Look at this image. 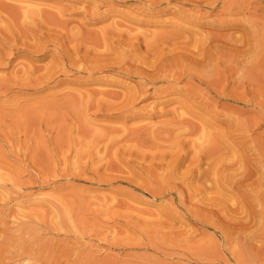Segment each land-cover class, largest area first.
<instances>
[{"label": "rangeland", "instance_id": "1", "mask_svg": "<svg viewBox=\"0 0 264 264\" xmlns=\"http://www.w3.org/2000/svg\"><path fill=\"white\" fill-rule=\"evenodd\" d=\"M153 1L157 0H0L13 6H46L39 7L42 11H55L48 6L64 8L59 25L50 26V31L28 20L11 19V42L15 40L11 60L0 65V85L11 83L9 98L0 90V264H248L245 253L264 252V237H257L251 225L243 229V234L251 229L244 238L239 231L240 211L247 204L243 190L225 187L224 193L206 183L207 202L202 195L191 197L193 188L215 180L214 169H229L243 156L251 161L254 151L243 137H264V120L250 130L231 125L237 110L210 97L201 99L216 105L215 111L196 107V114L187 113L181 120L175 114L180 102L189 106L191 100L183 95L159 96L157 90L166 89V83L149 84L148 97L135 102L132 111L116 110L124 97L146 83L137 72L153 73L167 58L183 51L199 56L197 40L219 39L239 51L246 43L259 42L253 29L257 26L258 32H264L258 27V22L264 23V13L252 4L248 13L247 8L240 16H226L219 5L201 11L205 16L201 21L211 26L198 27L185 24L197 10L193 4L172 1L167 12L157 14ZM220 19L239 20V24L221 28ZM55 32L64 37L61 49L49 45L39 58L33 57L29 49L46 47L44 36ZM166 37L170 43H165ZM3 45L0 38V53L10 54ZM63 55H71L78 70H67V75L57 72L55 79L68 78L74 84L16 91L51 70H62ZM239 60L221 56L217 71L222 75ZM246 60L248 67L232 75L229 91L258 76L259 61ZM98 64L105 66L95 72L94 83L81 71ZM187 67L177 66L173 80L180 79L181 89L205 93L204 83L214 77V70L192 76ZM248 71L253 76H246ZM257 114L264 118V113L250 111L240 120L257 119ZM182 122L195 130L187 132ZM212 133L221 138L205 137ZM177 144L183 160L173 170L167 164ZM211 151L218 157L200 181L180 180L199 152ZM257 163L252 169L254 179L264 175V155ZM201 165L204 171L206 161ZM238 167L229 169L221 181L251 170L247 165V171ZM209 197L216 205L210 206ZM250 249L254 250L250 253ZM259 258V264H264V254Z\"/></svg>", "mask_w": 264, "mask_h": 264}, {"label": "bare ground", "instance_id": "2", "mask_svg": "<svg viewBox=\"0 0 264 264\" xmlns=\"http://www.w3.org/2000/svg\"><path fill=\"white\" fill-rule=\"evenodd\" d=\"M172 1L186 2V3L189 2V3L193 4L197 8V10H195V12L193 11L194 14L192 12L190 13L191 16H189L187 19H185V24L187 23L189 25L198 26V27H203L205 25L211 26V25L201 21L202 20L201 18L203 17L201 11L204 10L203 12H205L208 9H212L216 6L218 8L219 5H221V7H222L221 13L225 14L226 16H236V15L240 16V15L244 14V12L247 8L248 9L246 10V12L248 13L249 8H251L249 6H251L252 4H255V7H253V9L255 11H261L262 13H264V9H262V7H259V6L264 5V0H251V1L250 0H157L156 2L153 1L154 3L152 4V6L155 10H158L157 14H164L165 12H167L166 9H168V7L172 4ZM40 6L32 5V4H26L25 6L19 4L18 6L17 5L13 6L11 3L10 4H4V2L0 3V22L1 23H3V22L7 23V26H5V27L0 25L1 28L3 27V29L0 28L1 29L0 33H2L1 34L2 37H0V38L2 41V45L6 44L7 47L9 48L8 50H10V54L2 53V52L0 53V65L3 62L9 63L11 60V48L14 47V43H15V40H13L11 42V21L12 20H14V19H22L24 21L28 20L30 25H31V23L33 24V26H36L39 24V26L43 30L49 29V31L51 29H53V28H50V26H52V25L58 26L59 25L58 18L60 17L59 15H62L64 13V8L62 9V8L56 7V9L55 8L50 9L48 6V10H55L56 12L55 11H42V9L39 8ZM41 7L43 8V5ZM52 7L53 6H51V8ZM45 8H46V6L43 9H45ZM206 8H207V10H205ZM96 11H97V9L94 10V13ZM207 13H210V12H207ZM223 14H221V15H223ZM250 19L253 20V21H251L252 23L254 21L256 23V19L255 20H254V18H250ZM37 21H40V22H37ZM238 21L239 20L230 21V20L220 19L218 22L220 24L219 26L221 28H224V27H230V26L235 27L236 25L239 24ZM214 23H216V22H214ZM258 24L260 25L258 27L264 28V23L258 22ZM253 27H254V25L252 24V26H250V29ZM255 28H257V26L254 27L253 31L256 35L259 36L260 41L259 42L255 41L252 44H250V43L244 44L243 47H245V48L243 50L239 51V50L235 49L231 44L220 41L219 39H215V41H211L210 40L211 38L205 37L206 36L205 35L202 37L203 38L205 37L206 40L201 39V40H197L195 42L196 47L199 48V51H200L199 56L197 54L188 53L187 51H183L180 55L175 56L172 59L167 58L168 60L164 61L161 65H159L156 70H153V73H147V72L142 73V72H137V70L134 71V72H137L136 74H138L141 78H143L146 83H144L142 86H139V88L137 90L131 92L129 97H124L122 103L118 105L116 110L120 111L121 113L122 112L128 113L130 110L132 111V109L134 108L135 102L140 101V99L144 100L148 97L146 95L148 94L149 84L166 83L168 85L166 89L157 90V94L159 96H170V95L173 96L175 94V95H183L185 98H188L191 100V104L189 106H187L183 102H180V110L177 112L175 111L176 112L175 114L177 115V117L179 116V119H181V120H183V116H185V114H187V113L193 115L195 113L194 110L196 109V107H200L198 109H209L211 112L215 111L216 105L210 106V104H208L206 102L203 103L204 100L201 99L203 97H210V98L214 99L215 101H221L222 100V101L226 102V104L228 106L233 107L237 110V116L235 117V119L233 118V120H232L233 123H231V125H234V123H236L237 126H241L243 128L245 127L246 130H250L251 128H253L256 125V122H257V125H259L262 122V120H264V118H262V114L259 115V117L257 114V117H258L257 119L255 117L254 119H251V120H247L244 118H241L242 120H240V117H244V115L250 114V111H256L257 113H264V82H261L262 80H264V53L259 52V51H264V32H258ZM104 31H105L104 34L108 33L107 29H104ZM3 33H5V34H3ZM44 39L46 42V47L35 45L29 49L30 51H32L31 52L32 55H36L33 57L39 58L40 55H38V54H40V53L43 54L45 52V50H47L49 45H53L56 49L60 50L62 45H63L62 42L64 41V37L61 35L60 32H55V33L49 34L47 36H44ZM165 41H166L165 42L166 44L170 43V38L166 37ZM221 43H223L224 45L220 46ZM207 45H208L209 50L205 49V47ZM28 47H29L28 45L23 46V48H27V49H28ZM201 49H203L204 52H202ZM217 54H220V55L218 56ZM221 56L232 57V58L240 59V60L236 61L232 68L227 67V69L225 71H223V74L221 75V72L217 71L218 64H219L218 62H220ZM246 58H253L254 61H259L260 65H258L257 68L255 66L258 76L251 77V76H253L254 73L252 71H248L246 76L251 77V78L246 79L245 82L241 81V83H237V86L235 87V89L229 91L227 89L228 85L230 83H234L231 80L232 75L233 74L237 75L238 72L242 71V69H244L245 67H248L249 61H247ZM72 61H73V58L71 55H66V56L63 55L61 57V63L63 64L62 70H57V71L51 70L46 77H43L41 79L37 78L32 83H30L31 84L30 87L18 86V87H16V89H17L16 91L19 93H24L25 91L28 92L31 89H36V88L37 89L38 88L43 89V90L50 89V88L54 87L53 86L54 83H57V85L60 83H64V82H67V84L68 83L74 84L75 81L74 82L68 81L69 80L68 78H67V80L64 79V81H63V79L60 81H56V79H55V76L57 74L59 75V73H57V72H62V73L65 72L64 74L67 75V72H66L67 70H71V71H73V73L75 72L74 70H78V69L74 68L76 66V64H72ZM106 64L108 65V63H106ZM180 64L187 65L188 66L187 69L189 70V71H187V73H190L192 76H195L197 73H200V72H208L211 69L214 70V72H215L214 77L209 78L207 80V83H204L205 93H196L195 91H193L189 87H187L185 89L184 88L181 89L178 87V83H179L180 79L177 78L176 80H173V78L175 75L174 71H175L176 67L179 66ZM103 66H105V65L104 64L93 65V66H91V68L90 67L86 68L81 72H86L88 75H90V77H89V79H91L90 81L95 83V80H93L95 72ZM114 67H115V65H114ZM71 71H68L69 75L72 74ZM69 72H71V74ZM60 75H62V74H60ZM77 77H80V76L77 75ZM73 79H71V80H73ZM8 83H4V84L0 85L1 86L0 90L1 89L5 90L4 91L5 97H8L9 94L11 93V83H9V84ZM89 94L91 96L92 93L90 92ZM98 94L103 95L105 97L106 96H108V97L116 96L114 94L105 95V93H103V92H100ZM97 107H98V105H97ZM197 116H199V115L197 114ZM203 122L210 126V124H209L210 122H208L206 120H203ZM182 124L187 128L186 129L187 132L188 131L191 132V129L195 130V127L193 125H190L189 123L182 122ZM208 135L209 134H205V137L209 140L212 138L214 140L215 139L218 140L221 138L220 134L212 133L209 135L210 137ZM243 138L244 139L248 138L247 142H249V145H250L249 149H251V151H254V153L252 155L253 158L251 159V161L245 160L246 156L235 159V162L233 164L229 163L230 164L229 169H230V171H233L234 165L238 164L239 165L238 169L242 166H244V168H245V165H247L248 167L249 166L251 167V170L249 172L241 173L237 179H234V177H233V179L230 178L232 180L221 181L222 178L226 177L225 173H227L229 171V169H225L224 171H220V172H216L217 169H214V173L217 175L215 180H210V182H209L205 179L206 180V181L204 180L205 182H202L201 185L192 189L191 197H192V195H194L195 196L194 198H196V196H197L196 199H198V196L202 195L201 197L205 196V200L207 202L206 183L211 184L210 185L211 188L213 187V188L217 189L219 192L223 191L224 193L228 192V190H227L228 188H225V187H230L229 188L230 191L233 190L234 188L243 190L244 196H245L244 199L247 202V204H245L243 206V204L240 202L241 205L243 206V209L240 211V214L243 216L239 218L240 219L239 224L243 225V227L240 226L242 229H240L239 231L242 230V235L244 238V235L250 233L251 229H249V233L243 234V231H244L243 229H245V231H246L247 224H249V225H251V227H253L252 232L254 233L255 231H258L257 237L262 238V237H264V175H262V177H260L259 179H254L253 178L254 174L252 172V169L256 164L258 165L257 162H258L260 156L264 155V137H262V135H261V136H259V138L255 137L252 140L250 139L251 136H250V138H249V136H246V137L244 136ZM240 144L245 146L246 142L242 141ZM175 148H176V153L171 156L170 161L167 164L168 168L173 169V170H175L177 167H179L181 164V160H183L182 154L180 153L179 144H177L175 146ZM212 151H213V149H212ZM212 151L209 154L205 153V152H199L198 156H197L198 158L194 161H193V159L191 160V162L188 164V166L186 168V171L184 172V174H182V177L180 178V180L184 181V183H186L188 181H192V180L200 181L203 178V176L208 172V170L210 168V167H208L209 164L211 162H213L218 157L217 152H216L217 150L215 152H212ZM205 154H206V156L199 157V156L205 155ZM205 161H206L207 167L204 168L205 169L204 171H202L201 170V166H202L201 164L204 165ZM240 169H242V168H240ZM236 170L237 169H235V171ZM243 170L247 171L246 168ZM219 177H220V179H218ZM176 187H178V185H175V188ZM240 193L242 194V192H240ZM248 193H250L251 195H249ZM210 198L211 197H209V199ZM205 200H203V201L205 202ZM212 201L213 200L210 201L211 202L210 206L212 203L215 204V202L214 201L212 202ZM204 202H203V204H204ZM206 205L208 207V204H206ZM212 213H213V211H212ZM233 219L231 220V223H233ZM237 220L238 219H236L234 221H237ZM217 221H219V220H217ZM221 225H222V223H221ZM229 225H230V223L227 224L228 227H229ZM231 225L233 226V224H231ZM235 226H236V224H235ZM236 227L238 228L239 225ZM232 228H233L232 230H234V227H232ZM248 228H250V226ZM221 232H224V231L222 230ZM252 232H251V234H252ZM251 234H250V236H251ZM250 239H251V241H255V242L259 241V240H257L256 237H251ZM252 250H254V249H250V253ZM261 253L264 254V252H262V251H260V253H258V254H260L262 256ZM258 254L255 255V254L245 253V255H244V257L246 256L245 261L248 262V264H257V263L259 264L260 263L259 261L261 260L260 258H262V257L259 258L260 255H258ZM240 264H241V262H240Z\"/></svg>", "mask_w": 264, "mask_h": 264}]
</instances>
